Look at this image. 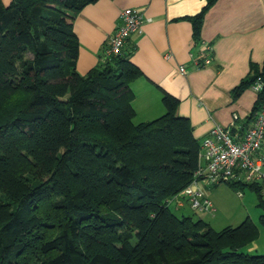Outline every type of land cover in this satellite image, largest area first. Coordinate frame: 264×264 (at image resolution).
I'll return each instance as SVG.
<instances>
[{
	"label": "trees",
	"instance_id": "obj_1",
	"mask_svg": "<svg viewBox=\"0 0 264 264\" xmlns=\"http://www.w3.org/2000/svg\"><path fill=\"white\" fill-rule=\"evenodd\" d=\"M95 1L0 0V264H264L243 250L259 233L248 216L216 230L170 210L201 151L178 99L164 91L165 112L135 121L131 82L143 73L126 46L76 70L72 23ZM214 1L190 17L197 45ZM257 76L264 64L233 96ZM257 94L253 118L264 85ZM228 183L264 207L261 182Z\"/></svg>",
	"mask_w": 264,
	"mask_h": 264
},
{
	"label": "crops",
	"instance_id": "obj_2",
	"mask_svg": "<svg viewBox=\"0 0 264 264\" xmlns=\"http://www.w3.org/2000/svg\"><path fill=\"white\" fill-rule=\"evenodd\" d=\"M2 1L8 4L11 0ZM206 3L97 0L85 5L72 23L79 42L76 70L86 74L99 64L121 10L137 7L144 19L142 31L130 35L123 51L130 52V61L143 73L131 82L135 121L162 115V95L166 91L178 99L177 113L189 119L193 135L200 142L215 125L236 132L240 125L253 120L258 97L251 85L236 97L232 90L252 72V65L259 71L263 68L264 0H215L205 11L200 30L201 41L210 46L211 60L198 65L202 45L194 43L190 17ZM259 156L264 159V140ZM208 197L215 207V201ZM172 201L177 208L185 206L183 201Z\"/></svg>",
	"mask_w": 264,
	"mask_h": 264
},
{
	"label": "built area",
	"instance_id": "obj_3",
	"mask_svg": "<svg viewBox=\"0 0 264 264\" xmlns=\"http://www.w3.org/2000/svg\"><path fill=\"white\" fill-rule=\"evenodd\" d=\"M144 19L141 9L126 7L119 14V22L103 50V58L120 54L133 33L142 31ZM198 65L210 62V46L201 41ZM183 71L184 67H180ZM261 76H257L251 87L259 92L263 88ZM234 120L238 118L234 114ZM264 140V101L260 104L249 125H240L236 132L222 125L213 126L201 141L200 163L194 172L193 180L170 201L181 204L180 196L187 198L194 211L214 212L215 207L207 195L205 185H216L228 181H259L264 193V159L259 156ZM241 195V192H238ZM169 201V202H170Z\"/></svg>",
	"mask_w": 264,
	"mask_h": 264
},
{
	"label": "rangeland",
	"instance_id": "obj_4",
	"mask_svg": "<svg viewBox=\"0 0 264 264\" xmlns=\"http://www.w3.org/2000/svg\"><path fill=\"white\" fill-rule=\"evenodd\" d=\"M262 170L264 171V164ZM205 186L207 187L208 195L215 201L216 209L214 212L191 210L186 200L187 198L183 196H180L179 199L183 201L185 206L177 208L175 203L170 201V210L178 216L189 214L202 218L216 230L228 225L236 226L248 216L257 225L259 233L257 238L243 250L250 254H264V226L259 220L260 215L264 213V207L258 204L256 192L247 186L236 190L228 182H220L215 186L206 184ZM238 192L242 194L239 195Z\"/></svg>",
	"mask_w": 264,
	"mask_h": 264
}]
</instances>
